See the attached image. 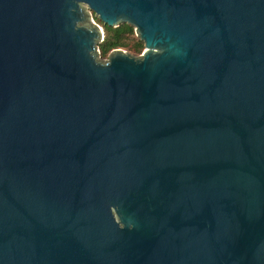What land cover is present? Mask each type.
<instances>
[{
	"label": "water",
	"instance_id": "water-1",
	"mask_svg": "<svg viewBox=\"0 0 264 264\" xmlns=\"http://www.w3.org/2000/svg\"><path fill=\"white\" fill-rule=\"evenodd\" d=\"M0 264H264V0H0Z\"/></svg>",
	"mask_w": 264,
	"mask_h": 264
},
{
	"label": "trees",
	"instance_id": "trees-1",
	"mask_svg": "<svg viewBox=\"0 0 264 264\" xmlns=\"http://www.w3.org/2000/svg\"><path fill=\"white\" fill-rule=\"evenodd\" d=\"M95 18L101 22L96 16ZM102 26L103 38L98 43L100 58H105L110 50L121 46H129L138 53L144 48L143 41L137 35L134 36L135 31L130 24L120 23L118 26H108L102 23ZM131 37H134L132 43L129 42Z\"/></svg>",
	"mask_w": 264,
	"mask_h": 264
},
{
	"label": "rangeland",
	"instance_id": "rangeland-1",
	"mask_svg": "<svg viewBox=\"0 0 264 264\" xmlns=\"http://www.w3.org/2000/svg\"><path fill=\"white\" fill-rule=\"evenodd\" d=\"M86 10L87 11H89L88 10V8L86 7ZM90 15L92 16V18L101 26V27H103L102 26V23L101 22H98L97 20H96V18H95V15L93 14V12H91L90 13ZM134 36H136V34L134 33ZM133 38L134 37H131L130 39H129V42L130 43H132V41H133ZM118 48H121V49H123V50H125L126 52H129V53H131V54H133V55H139L140 53H138V52H136L135 50H133L132 48H130L129 46H121V47H118ZM143 50V49H142ZM105 57H107V56H105Z\"/></svg>",
	"mask_w": 264,
	"mask_h": 264
}]
</instances>
